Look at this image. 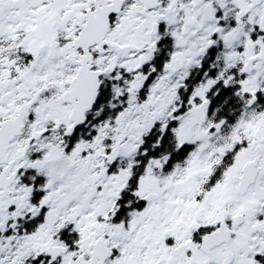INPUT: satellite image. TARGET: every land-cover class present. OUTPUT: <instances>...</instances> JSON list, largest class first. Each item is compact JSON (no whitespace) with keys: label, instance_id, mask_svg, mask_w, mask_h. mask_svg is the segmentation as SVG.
I'll list each match as a JSON object with an SVG mask.
<instances>
[{"label":"snow or ice","instance_id":"snow-or-ice-1","mask_svg":"<svg viewBox=\"0 0 264 264\" xmlns=\"http://www.w3.org/2000/svg\"><path fill=\"white\" fill-rule=\"evenodd\" d=\"M0 264H264V0H0Z\"/></svg>","mask_w":264,"mask_h":264}]
</instances>
